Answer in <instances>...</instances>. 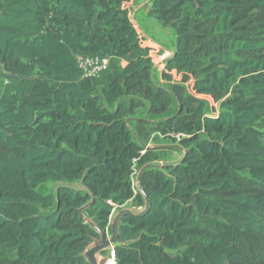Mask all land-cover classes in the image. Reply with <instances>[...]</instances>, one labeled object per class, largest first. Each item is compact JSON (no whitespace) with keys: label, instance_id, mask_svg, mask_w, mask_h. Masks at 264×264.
<instances>
[{"label":"trees","instance_id":"16d2710c","mask_svg":"<svg viewBox=\"0 0 264 264\" xmlns=\"http://www.w3.org/2000/svg\"><path fill=\"white\" fill-rule=\"evenodd\" d=\"M134 5L0 0V264H88L163 160L114 264H264V0H149L158 77Z\"/></svg>","mask_w":264,"mask_h":264},{"label":"water","instance_id":"95a60500","mask_svg":"<svg viewBox=\"0 0 264 264\" xmlns=\"http://www.w3.org/2000/svg\"><path fill=\"white\" fill-rule=\"evenodd\" d=\"M147 148V146H146ZM177 148V147H175ZM179 149V148H178ZM181 150V149H180ZM182 151V150H181ZM143 153V152H142ZM181 159L179 160V162ZM178 162V163H179ZM156 164H149L144 166L140 169L138 172L137 178H136V188L137 191L141 194L143 197L145 204L143 207L136 208L132 206H128L122 209H119L111 218L110 220V233L105 234L104 232L100 231L97 227L92 225V227L95 228L97 231L99 237L97 239H94L85 249L83 252V258L88 264H111L112 260L110 258V250L114 251V247L118 244L117 234L119 229V224L121 217L124 215H137L142 216L145 214L149 209V203L146 194L143 192V190L140 188L139 185V178L142 174V172L147 168H154L160 170L165 165H176L175 164H165L163 166H158ZM67 188H71L74 190H80L82 187L80 184L75 185H65Z\"/></svg>","mask_w":264,"mask_h":264},{"label":"rangeland","instance_id":"374dc122","mask_svg":"<svg viewBox=\"0 0 264 264\" xmlns=\"http://www.w3.org/2000/svg\"><path fill=\"white\" fill-rule=\"evenodd\" d=\"M148 1L149 0H135L133 19L135 25L137 26V29L140 31L143 38L146 40L145 43L148 42L150 44L156 45L160 47L161 50L163 51V53H161L163 54L162 58L159 56L155 63L157 65V67L155 68L156 69L155 75L158 77L159 71L162 69L166 58H168L172 54V50H174L175 48V36L172 29L162 27L155 19L147 15ZM143 118H147V115L145 114L142 118L137 117V119H143ZM166 162L167 161L163 160L159 162L157 165L163 166L167 164ZM137 175L138 172H136L134 175L133 182L135 189H137L136 188ZM56 187L57 185H54V187L53 185H47L43 190V193L48 194L52 190L56 189ZM116 210L118 211V209ZM117 211H115L114 214Z\"/></svg>","mask_w":264,"mask_h":264},{"label":"built area","instance_id":"2783aa9c","mask_svg":"<svg viewBox=\"0 0 264 264\" xmlns=\"http://www.w3.org/2000/svg\"><path fill=\"white\" fill-rule=\"evenodd\" d=\"M162 56H163V54L160 55L161 58H162ZM109 254H110V258L112 260L111 264H114V253H113V251L110 250Z\"/></svg>","mask_w":264,"mask_h":264},{"label":"crops","instance_id":"0c3cea01","mask_svg":"<svg viewBox=\"0 0 264 264\" xmlns=\"http://www.w3.org/2000/svg\"><path fill=\"white\" fill-rule=\"evenodd\" d=\"M129 206V205H128ZM128 206H125V207H128Z\"/></svg>","mask_w":264,"mask_h":264}]
</instances>
